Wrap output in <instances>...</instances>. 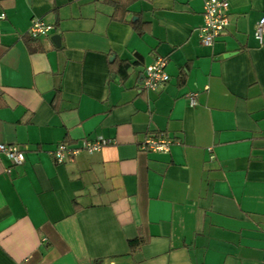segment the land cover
Here are the masks:
<instances>
[{
    "label": "crops",
    "instance_id": "crops-1",
    "mask_svg": "<svg viewBox=\"0 0 264 264\" xmlns=\"http://www.w3.org/2000/svg\"><path fill=\"white\" fill-rule=\"evenodd\" d=\"M116 2L0 0V143L24 151L0 153V264H264V0H228L211 45L204 0Z\"/></svg>",
    "mask_w": 264,
    "mask_h": 264
},
{
    "label": "built area",
    "instance_id": "built-area-1",
    "mask_svg": "<svg viewBox=\"0 0 264 264\" xmlns=\"http://www.w3.org/2000/svg\"><path fill=\"white\" fill-rule=\"evenodd\" d=\"M228 0H204L202 17L203 23L199 28L200 42L211 45L215 39L223 34L228 24ZM4 18V13H0V19ZM53 28L52 24L42 18H33L28 28L31 37L46 35ZM254 38L259 44L264 42V14L256 21L253 30ZM166 58L157 57L148 64L143 73L142 85L147 90L158 91L168 81L169 74L165 71ZM187 98L191 104L195 102L194 94H188ZM109 140L98 138L86 140L84 147L88 151L98 150ZM172 139L167 135L150 136L144 139L141 147L146 150L167 151ZM78 151L66 143H58L56 147L49 151L52 158L57 163H63ZM0 153L5 154L13 164H21L24 161V151L14 144L0 143Z\"/></svg>",
    "mask_w": 264,
    "mask_h": 264
},
{
    "label": "trees",
    "instance_id": "trees-1",
    "mask_svg": "<svg viewBox=\"0 0 264 264\" xmlns=\"http://www.w3.org/2000/svg\"><path fill=\"white\" fill-rule=\"evenodd\" d=\"M113 2V4L117 5L116 0H111ZM125 69H126V64H122L119 67L120 73L122 75V77H125Z\"/></svg>",
    "mask_w": 264,
    "mask_h": 264
},
{
    "label": "water",
    "instance_id": "water-1",
    "mask_svg": "<svg viewBox=\"0 0 264 264\" xmlns=\"http://www.w3.org/2000/svg\"><path fill=\"white\" fill-rule=\"evenodd\" d=\"M51 38L55 44H59V36L57 34H54Z\"/></svg>",
    "mask_w": 264,
    "mask_h": 264
}]
</instances>
